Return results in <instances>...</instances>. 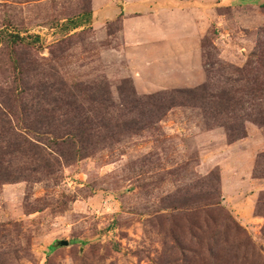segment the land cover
I'll return each instance as SVG.
<instances>
[{"label": "rangeland", "instance_id": "374dc122", "mask_svg": "<svg viewBox=\"0 0 264 264\" xmlns=\"http://www.w3.org/2000/svg\"><path fill=\"white\" fill-rule=\"evenodd\" d=\"M146 1L0 0V30L24 38L0 40V106L57 107L78 86L107 92L118 124L88 156L0 184V264H264V0Z\"/></svg>", "mask_w": 264, "mask_h": 264}, {"label": "trees", "instance_id": "16d2710c", "mask_svg": "<svg viewBox=\"0 0 264 264\" xmlns=\"http://www.w3.org/2000/svg\"><path fill=\"white\" fill-rule=\"evenodd\" d=\"M91 13V10H85L80 16L82 20L71 18L68 26L75 28L82 22H88ZM22 39L24 38H20L19 35L0 30V40L10 47L18 40L23 41ZM12 62L15 70L22 75L21 61L13 59ZM246 66L252 65L249 62ZM248 68H238V70L241 72ZM17 79L20 77L17 76ZM206 89L207 85H201L188 91L178 89L177 91L196 93ZM12 91L8 99H11L13 94L14 101H17V94ZM104 93L106 98L97 93L86 94L78 86H73L72 90L59 97L62 101L60 106L42 108V110H34L21 103L16 106L11 102L7 104L5 100L0 106V184L18 182L30 177L33 172L53 173L55 165L61 164L62 161L71 162L86 157L93 153L104 140L111 139L115 135L112 132L118 129V124L112 123L111 105L103 104L104 101H109L107 92ZM87 97L97 103V99L101 100V106L104 109L100 110L95 105L86 106ZM77 100L82 103H76ZM33 113L40 116V119H34L33 122L31 117ZM19 115L25 117V122L18 118ZM254 121L264 123L258 119ZM124 126L125 124L120 128ZM227 130L230 133V128L227 127ZM120 131L123 130L120 129ZM32 133H36L38 138ZM45 135L46 138H43ZM16 163L20 164L16 165Z\"/></svg>", "mask_w": 264, "mask_h": 264}, {"label": "crops", "instance_id": "0c3cea01", "mask_svg": "<svg viewBox=\"0 0 264 264\" xmlns=\"http://www.w3.org/2000/svg\"><path fill=\"white\" fill-rule=\"evenodd\" d=\"M152 1L151 4H149L150 2ZM170 1V2H169ZM175 0H148L146 2H143V8H146L148 9V12L150 14H154V13H159V12H162L165 10H169L171 12V9L169 8H177L176 6H179V4H174ZM196 3V5L198 6V9L202 10L203 12L206 11L207 7H210L208 6L207 2L205 3H200L198 1H194ZM190 3V1H188V3L186 2H183V3H180L182 8L188 6ZM217 5L216 7L219 8V10L224 7V5L227 3L226 0H216L215 2ZM162 10V11H161ZM119 11V14L122 12L124 13V15L122 16L123 17V24H124V21H125V18H127L126 14L128 13L125 9L124 10H118ZM120 14V15H121ZM200 48V56H201V59H202V50H201V46L199 47ZM200 59V61H201ZM202 69H203V66L201 65Z\"/></svg>", "mask_w": 264, "mask_h": 264}, {"label": "water", "instance_id": "95a60500", "mask_svg": "<svg viewBox=\"0 0 264 264\" xmlns=\"http://www.w3.org/2000/svg\"><path fill=\"white\" fill-rule=\"evenodd\" d=\"M60 244L61 245H69V241L68 240H61Z\"/></svg>", "mask_w": 264, "mask_h": 264}]
</instances>
